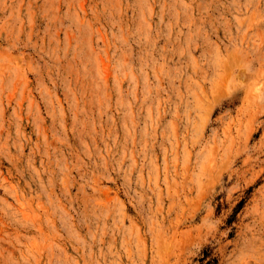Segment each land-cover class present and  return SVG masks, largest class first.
Masks as SVG:
<instances>
[{
	"label": "rangeland",
	"instance_id": "374dc122",
	"mask_svg": "<svg viewBox=\"0 0 264 264\" xmlns=\"http://www.w3.org/2000/svg\"><path fill=\"white\" fill-rule=\"evenodd\" d=\"M0 264H264V0H0Z\"/></svg>",
	"mask_w": 264,
	"mask_h": 264
}]
</instances>
